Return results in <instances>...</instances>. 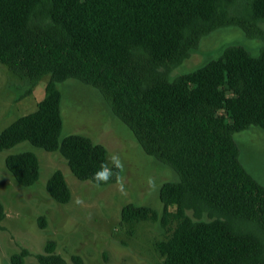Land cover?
I'll use <instances>...</instances> for the list:
<instances>
[{"label":"trees","instance_id":"trees-1","mask_svg":"<svg viewBox=\"0 0 264 264\" xmlns=\"http://www.w3.org/2000/svg\"><path fill=\"white\" fill-rule=\"evenodd\" d=\"M261 22L264 0H0V63L22 79L25 94L49 76L36 109L0 130V151L29 141L59 151L79 179L97 183L101 164L112 167L108 150L86 134L62 136L58 85L75 78L95 86L144 150L180 176L161 185V210L135 202L121 208L120 224L132 234L140 221H162L157 264H264V184L241 161L235 139L252 125L264 128ZM230 25L261 39L259 53L229 44L171 76L206 35ZM5 163L21 186L40 178L34 150L10 152ZM121 170L113 168L107 183ZM46 189L60 204L72 198L62 169ZM6 217L0 199V232ZM28 254L23 248L11 260L24 264ZM36 257L66 264L54 241Z\"/></svg>","mask_w":264,"mask_h":264},{"label":"rangeland","instance_id":"rangeland-1","mask_svg":"<svg viewBox=\"0 0 264 264\" xmlns=\"http://www.w3.org/2000/svg\"><path fill=\"white\" fill-rule=\"evenodd\" d=\"M264 29V22L260 23ZM229 44H241L257 54L263 41L248 36L238 26H224L206 35L199 47L171 76L187 72L219 56ZM46 76L33 92L25 94L20 77L0 63V130L20 115L37 107L45 96ZM62 91V136L82 133L103 143L108 160L117 154L122 162L119 182L105 185L79 179L59 151H49L23 141L0 151V199L7 217L0 232V264H13V254L28 249L24 264H41L36 253L54 241L56 252L66 264H157L161 257L154 245L163 237L161 220L140 221L133 234L121 226V208L128 202L146 204L161 210L159 196L165 181L180 180L171 166L148 154L132 129L113 111L102 92L75 78L59 83ZM240 158L245 167L264 184V128L252 125L235 133ZM34 150L41 161V175L31 187L21 186L8 170L5 158L10 152ZM62 169L72 190L69 202H56L46 189L50 175ZM46 218L42 226L39 217ZM79 256L80 261L75 257Z\"/></svg>","mask_w":264,"mask_h":264},{"label":"clouds","instance_id":"clouds-1","mask_svg":"<svg viewBox=\"0 0 264 264\" xmlns=\"http://www.w3.org/2000/svg\"><path fill=\"white\" fill-rule=\"evenodd\" d=\"M112 164L110 168L107 164L102 163L100 168L93 174L94 181L99 185L100 183H107L115 175L113 168L121 169L123 167L122 162L117 154H112L109 158ZM120 178L117 176V181L119 182Z\"/></svg>","mask_w":264,"mask_h":264}]
</instances>
